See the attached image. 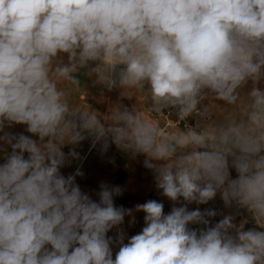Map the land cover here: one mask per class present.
Returning <instances> with one entry per match:
<instances>
[{"label": "clouds", "instance_id": "clouds-1", "mask_svg": "<svg viewBox=\"0 0 264 264\" xmlns=\"http://www.w3.org/2000/svg\"><path fill=\"white\" fill-rule=\"evenodd\" d=\"M81 76L118 91L106 114L73 99ZM262 85L264 0H0V132L31 134L0 136V264H264ZM88 138L143 156L171 211L117 207L105 183L93 200L79 169L65 177ZM218 194L257 227L189 210ZM134 212L145 226L125 243Z\"/></svg>", "mask_w": 264, "mask_h": 264}, {"label": "crops", "instance_id": "crops-1", "mask_svg": "<svg viewBox=\"0 0 264 264\" xmlns=\"http://www.w3.org/2000/svg\"><path fill=\"white\" fill-rule=\"evenodd\" d=\"M86 85L88 93L85 91L83 96V101L86 103L84 108L93 107V110L106 114L110 105L118 99V91L108 92L102 90L100 86H93L89 80ZM102 91L103 96L101 95ZM122 102L131 106L136 101L133 98L132 100L124 99ZM146 114L151 118L150 113ZM171 118L175 119L174 116H171ZM158 119L162 131L172 130L165 126V114H161ZM83 142L85 147L78 153V158H70V163L64 166L65 177L75 174L78 169L82 173V175L76 176V183L83 192L89 194L93 200H98L97 193L100 190L101 183L109 186H119L122 188L123 194L114 197V203L117 207L134 209L137 204L145 203L148 200H157L164 204L165 214L169 213L171 201L162 196L160 190L156 188L152 171L144 167L143 156L133 157L130 153L122 151L112 143H109L107 150H104L101 142L93 145L91 138L85 139ZM67 146L68 153L73 146ZM134 215V224H129L131 217L126 216L124 224L120 226L125 233V243L128 242V238L140 233L145 226L144 213L134 212ZM116 231V229H113L108 233V236L115 239ZM112 250L113 258H115L119 245L114 243Z\"/></svg>", "mask_w": 264, "mask_h": 264}, {"label": "rangeland", "instance_id": "rangeland-1", "mask_svg": "<svg viewBox=\"0 0 264 264\" xmlns=\"http://www.w3.org/2000/svg\"><path fill=\"white\" fill-rule=\"evenodd\" d=\"M80 79L82 81V84L86 85V82H88V78L87 77L81 76ZM262 86H264V85H262ZM248 87H250V84H249ZM84 93H85L84 90H80L79 92L73 94V99L76 102H78L82 107L86 106V103L83 101ZM217 103H222V102L217 101ZM172 128L173 127H168V129H172ZM4 133H9V134H12V135L24 134V135L31 136V134L26 131V126L25 125H13L12 127H6L4 129V132H0V136L4 135ZM33 138L36 139V137H33ZM84 147H85L84 146V142L82 141V142H80L78 145H76L74 147V150L77 153H80L84 149ZM67 148H68L67 145L63 148V151L66 154H67ZM0 149H3L4 151H7V152L11 151L10 146L5 145L3 143V141H0ZM69 149H70V147H69ZM4 151H0V164L4 163V160H3ZM60 171H61V173L63 175H65L64 167L61 168ZM231 175H232L233 178L236 177L237 174H236L234 169L231 170ZM173 206H174L173 202H171L170 203V208L172 209ZM175 206H179V205H175ZM188 208H189V210H195L196 208H199L202 211L204 209H211V210L216 211L218 213V215L215 216V217L209 218L210 219L209 226L214 225L216 222H218L220 219H222L224 215H229L230 214V215H234L235 216L234 222L237 223V224H239L243 220H247L248 221L245 224V230H248V229L253 228V227H257L254 224V222L252 221L250 215L247 213V211L245 209H238V208H236L235 205H233L231 207H226L224 205L223 201L221 200L219 194L216 196V198L214 200L210 201L205 206L199 207L197 204L192 203V204L188 205ZM171 209H170V211H171ZM190 227L194 228V229H200V228H203L205 226L204 225H190Z\"/></svg>", "mask_w": 264, "mask_h": 264}, {"label": "built area", "instance_id": "built-area-1", "mask_svg": "<svg viewBox=\"0 0 264 264\" xmlns=\"http://www.w3.org/2000/svg\"><path fill=\"white\" fill-rule=\"evenodd\" d=\"M165 114H167V113H165ZM184 123H185V122H181V124H180V127H181V128L184 127ZM186 123H187L188 125H190V126H194L195 123H196V120H195L194 118H192V117H189V118L187 119ZM173 125H174V119H172L171 117L165 115V126H166V127H173ZM198 206H199V207H202V206H205V205H198Z\"/></svg>", "mask_w": 264, "mask_h": 264}]
</instances>
